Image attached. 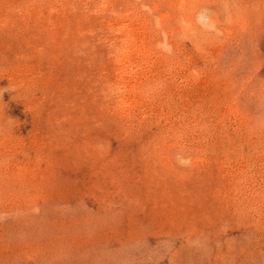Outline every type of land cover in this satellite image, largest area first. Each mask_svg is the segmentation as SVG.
<instances>
[{
    "label": "rangeland",
    "instance_id": "1",
    "mask_svg": "<svg viewBox=\"0 0 264 264\" xmlns=\"http://www.w3.org/2000/svg\"><path fill=\"white\" fill-rule=\"evenodd\" d=\"M0 264H264V0H0Z\"/></svg>",
    "mask_w": 264,
    "mask_h": 264
}]
</instances>
